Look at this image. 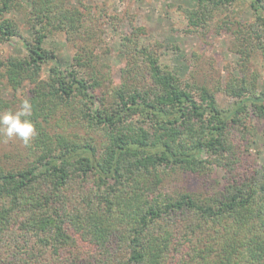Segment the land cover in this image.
<instances>
[{
  "label": "trees",
  "instance_id": "trees-1",
  "mask_svg": "<svg viewBox=\"0 0 264 264\" xmlns=\"http://www.w3.org/2000/svg\"><path fill=\"white\" fill-rule=\"evenodd\" d=\"M24 1L0 0V44L18 38L26 51L0 59V89L30 85L36 134L24 165H0V264H264V160L243 153L252 132L246 116L264 119V96L230 77L224 92L236 98L235 109H220L213 90L183 81L154 47L141 45L142 29L133 26L121 37L114 81L115 69L106 72L94 53L101 31L92 6ZM234 1L179 9L190 27H207ZM249 1L255 20L231 28L246 73L253 53L264 59V3ZM12 13H22L31 38ZM55 32L75 45L74 65L87 78L56 61L40 79L42 66L56 59L44 48ZM3 109L9 106L0 97ZM53 123L83 127L85 135L51 133ZM214 167L227 178L204 195L165 183L174 173L205 178ZM80 242L94 252H75Z\"/></svg>",
  "mask_w": 264,
  "mask_h": 264
},
{
  "label": "rangeland",
  "instance_id": "rangeland-1",
  "mask_svg": "<svg viewBox=\"0 0 264 264\" xmlns=\"http://www.w3.org/2000/svg\"><path fill=\"white\" fill-rule=\"evenodd\" d=\"M14 1H20L22 5H25L24 0ZM83 1L92 6L90 13L100 23L101 32L98 33L96 45L92 42V46H96L94 53L97 55L99 63H105L106 72H108L107 66L115 69L111 76L114 81H118L121 76L118 70V66L123 61L118 53L121 37L131 36L133 27H135L142 29L139 35L141 45L148 48L154 47L160 61L173 72L181 75L183 81L203 84L213 90L220 109L225 111L235 109L236 98H232L224 92L230 77H243L249 85L253 84L260 97L264 96V59L260 54L253 53L249 64H247L250 72L246 73L241 70L244 68L239 65V55L234 52L233 47L234 34L231 29L233 22L236 21L244 26L255 20L249 0H235L227 9L213 14L208 19L207 27L197 28L189 26L179 9L195 8L196 0ZM76 3L77 0H67L69 6H74ZM8 16L18 21L24 37L31 38L32 34L28 31V27L22 24V13H12ZM223 23L231 30L227 31L224 27L218 29L217 26ZM44 48L52 51L56 59L50 60L42 66L40 79L46 80L49 69L55 67L56 61L62 70L72 67L75 70H81L80 74L87 78L83 69H78L74 65L73 57L77 48L66 41L65 34L55 32L48 35ZM25 55L23 43L18 38H12L11 41L0 44V59H6L9 56L24 57ZM22 87L17 92L8 88L0 89V97L8 103L9 109L15 110L21 101L28 98L30 85L25 83ZM4 110L8 109L2 111ZM245 125L252 132L249 135V141L245 142L243 153L247 158L254 160L256 164H261L264 160V119L258 120L247 115ZM51 127L49 129L52 130L51 133L55 130L57 133L85 135L83 127H71L57 123L56 125L51 124ZM98 136L95 138L97 143L101 141L102 135L99 133ZM28 154L27 145L22 141L14 139L5 142L0 139V165L7 168L22 166L27 161ZM239 173L244 174L245 172L243 169H239ZM226 178L224 169L214 167L212 173L205 178L199 179L186 173H174L165 179V183L167 188H183L204 195L221 188ZM86 247L84 243L80 242L75 252L80 251L81 254V250L85 251ZM93 247L96 249L95 246ZM86 249H89L88 253L94 252L93 248L87 247ZM39 251H43L42 260L51 257L48 247H43Z\"/></svg>",
  "mask_w": 264,
  "mask_h": 264
},
{
  "label": "clouds",
  "instance_id": "clouds-1",
  "mask_svg": "<svg viewBox=\"0 0 264 264\" xmlns=\"http://www.w3.org/2000/svg\"><path fill=\"white\" fill-rule=\"evenodd\" d=\"M32 105L23 100L15 110L0 111V139L5 142L18 139L30 143L35 136V126L31 120Z\"/></svg>",
  "mask_w": 264,
  "mask_h": 264
}]
</instances>
